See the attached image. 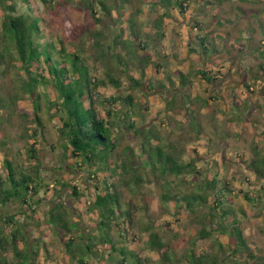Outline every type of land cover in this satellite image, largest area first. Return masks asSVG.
Segmentation results:
<instances>
[{
  "label": "rangeland",
  "instance_id": "1",
  "mask_svg": "<svg viewBox=\"0 0 264 264\" xmlns=\"http://www.w3.org/2000/svg\"><path fill=\"white\" fill-rule=\"evenodd\" d=\"M106 1L112 9L110 16L103 14L97 3L94 6L101 18L99 24L93 22L87 0H55L52 3L48 0H6L5 4L14 8L12 13L0 8V24L5 13L38 16L41 35L35 40L43 43L61 38L67 49H82L90 74L99 82L105 80L104 69L115 66V61L110 60L106 66L97 57L94 31L102 29L104 45L120 30L118 39L134 42L124 19L134 13L140 40L148 41L147 47L135 46L134 56L126 53L129 67L119 65L110 69L120 81L119 88L99 82L92 87L94 106L110 123V135L115 143L111 155L114 162L100 163L107 167L105 175L97 171L102 170L99 166L94 168L97 172L94 177L93 167L74 165L77 159L63 154L65 141L58 131L61 126L59 112L50 106L57 97L51 81L36 86L35 91L40 94L37 114L42 127L36 137L30 136L36 124L32 121L34 102L24 89L27 75L7 62L4 73L0 74V175L7 179L4 159L10 158L18 172L29 174L40 186L30 195L31 207L21 205L18 200L0 207V228L12 230L21 225L26 242L38 243L40 264H78L76 259L69 260L65 255L64 230L47 221L49 208L61 201L69 214L67 221L78 225L73 235L82 232L84 239L89 231L97 236L94 226L98 215L90 205L96 188L103 193L105 185L102 182L107 181L116 185L122 205L129 212L126 222L120 221V226L111 223L109 235L116 248L136 252L147 264H161L159 253L150 248L147 240L149 232L156 231L158 239L169 245L171 258H178L181 264H190L187 252L198 254L202 250L217 253L218 264H226L228 256L233 254V240L231 242L221 230L210 229V220L222 221L229 228L224 221L227 216L214 218L209 214L215 196L210 191L198 189L195 183L207 174L219 177L221 183L229 187L231 192H226L225 196L230 198L229 205L235 211L249 250L262 255L264 188L248 163L253 157L264 155V68L259 66L264 63V0H186L183 9L157 6L156 11H165V16L155 15L149 0ZM153 20H161L163 26L154 29ZM161 31L163 37L159 36ZM205 33L206 50L203 51L195 36ZM120 46L114 51L122 55L124 49ZM55 58L60 60L58 55ZM156 62L160 66L154 72ZM202 70L213 79H205L200 74ZM178 71L186 75L188 83H180ZM128 76L140 81L141 88L133 87ZM148 81L153 83L154 91L145 93ZM245 83L251 87L247 89ZM129 93L134 98L133 105L126 106L122 98ZM115 97L121 99L110 101ZM88 102L89 97L86 105ZM127 109L131 110V126L127 125L124 115ZM150 129L157 139L147 132ZM146 136L149 142L143 149L142 141ZM34 140L36 160L27 152ZM155 146L175 151L184 161L195 159L202 175L192 173V182L183 189L205 194V204L198 199L191 200L189 205L176 196L163 197L170 186L167 182L172 180V185L179 182L176 183L177 179L171 175L159 177L158 170H152L156 155L151 151ZM113 169L120 173L109 175ZM35 172H39L38 178ZM132 173L140 174L142 181L132 183ZM62 182L67 185L60 187ZM72 186H76L77 195L72 194ZM176 190L171 188L168 194L175 195ZM4 215H15L14 221L10 223ZM203 228L210 230L206 239L199 238ZM18 244L23 245L22 242ZM93 247V252L87 256L88 264H118L121 258L118 249L112 251L100 241ZM127 255L123 264L132 261ZM241 257L240 253L233 255L240 261Z\"/></svg>",
  "mask_w": 264,
  "mask_h": 264
},
{
  "label": "trees",
  "instance_id": "2",
  "mask_svg": "<svg viewBox=\"0 0 264 264\" xmlns=\"http://www.w3.org/2000/svg\"><path fill=\"white\" fill-rule=\"evenodd\" d=\"M5 1L6 0H0L1 10H9V12L12 13L14 8L11 5H6ZM42 1L46 2L47 0ZM48 1L50 3L55 2V0ZM149 2L154 7L152 12H154L155 15L165 16V11L162 13L156 11L157 6H161L164 9H173L175 6L183 9L185 8L183 5L186 3V0H149ZM95 3L100 6L101 11L106 16H110L112 9L108 6L106 0H87L86 6L90 16L94 23L99 24L101 18L94 9ZM11 13L3 14V19L0 24V74L4 73L3 70L8 62L18 70H23L27 75L24 89L28 93L29 98L34 102L35 108L32 113V121L36 124L35 128L31 130L30 136L36 137L38 130L40 131L42 127V120L37 114V110L40 108L38 103L40 94L35 91L36 86L41 82L51 81L57 97L55 101L50 102V106L55 107L56 111L59 112L58 118L61 122V126L58 128V131L65 141L63 142L64 156L68 157V155H70L76 158L77 160H75L76 163L74 162V165L78 164V166L82 168L93 167L94 172V168H99L100 166L102 170L97 171H101V173L105 175L106 170L104 169H107V167L100 163L103 161L104 163L107 161L114 162V158L112 159L111 155H113L115 143L110 135L108 126L110 123L94 106L92 87L96 85V83L98 84L99 79L90 74L89 68L82 56V49L77 51L67 49L61 38L56 39L55 42H38L35 39L41 35L39 26L40 18L29 13H20L16 15H12ZM129 16L132 17L124 19L125 21L127 20L126 22L132 33L134 42H132V40L125 42L120 38L118 39L119 35L122 33V30H120L118 35H114L113 38L104 45L101 40V37L103 39L102 29L94 31L93 33L95 45L98 48L97 57H99L106 66L109 65L110 60L115 61V66L109 65L108 68L104 69L105 80L100 79L101 82L99 83L114 86L116 89L119 88L120 81L114 76V73H110V69H113L112 67L116 69L119 65L129 67V60L125 58L126 53H131L134 56L136 53L135 46L137 44L140 45L141 48L148 46V41L140 40L139 31L135 28L134 13H130ZM195 24L199 26L198 22H195ZM153 26L154 29H157L163 26V23L161 20L160 22L153 20ZM159 36L163 37L164 33L161 31ZM195 37L203 46V51L206 50V47L203 45L206 39V33L205 35H197ZM118 45H121L120 47L124 49L122 55L114 51ZM254 48L258 49L259 46H255ZM55 55L59 56V61L55 58ZM147 58L148 57L144 59L147 60ZM2 65H4L3 68ZM159 66V63L156 62L154 72H157ZM259 66L263 69L264 63H260ZM143 69L144 68H142V70ZM178 74L181 84L188 83L186 75L179 71ZM200 74L209 81L213 79L211 76L206 75L208 74L207 71L202 70ZM128 78L133 87L141 88L140 81L133 76H128ZM244 85L247 89L251 87L249 83H245ZM150 90L154 91V86L153 83L148 81L145 84V93H149ZM88 97L89 102L86 105L85 100ZM196 98L197 97H194V99ZM117 99L121 98H110V101H116ZM133 99L131 93L126 94V96L122 98L126 106L130 104L133 105ZM130 109L124 112L128 126L132 125L129 116V114H131ZM109 113L110 111L107 110L106 114L109 115ZM151 131L152 129L147 132H149L151 137L157 139L156 134L150 133ZM142 142V147L145 149L146 144L149 142V137L146 136L145 139L143 138ZM168 147L173 148L172 145H168ZM36 149V140H34L29 144L27 152L30 158L35 160L37 159ZM152 149L153 151H151V153L154 152V155H156L151 164L152 170H158L157 174L159 177L171 175L177 179L175 181L176 183L179 182L178 185H172V180L170 182L164 180L170 186L166 189V193L163 194V197L169 199L176 196L179 199L187 201L189 205L191 200L198 199L202 205L205 204L207 202L205 194L183 189V187H186L187 184L192 182V173L202 175L198 170L199 168L195 163V159L191 158L188 161H184L176 156L175 151L165 150L162 146H155ZM4 163L8 171V177L4 180L0 175V207L6 206L8 202L13 200H18L21 205L28 204V206L31 207L29 203L30 195L37 191L40 183L34 181L35 178L31 177L29 174L18 172L12 165L10 158H5ZM248 166L255 173V176L262 181L261 186L264 188V155H262V158L260 156L253 157L248 163ZM121 167L118 169H121ZM118 171L113 169L109 175L119 174L120 172ZM96 173L97 172L92 174L93 177ZM38 174L39 172H35L36 178L40 176ZM202 180H205V182L202 183ZM131 181L134 184H138L142 181V177L140 174L132 173ZM102 183L105 185L104 192L100 193V189L96 188L97 192L95 193V198L90 205V209L96 211L98 215V221L94 226L98 232L97 236L89 231L84 239L82 238V232L73 235V230H77L78 225L75 222L69 223L67 221L66 217L69 214L61 201L55 202L52 207L49 208L47 221L64 230L63 245L65 248V255L69 260L76 259L78 264H88L87 256L93 252L95 242L100 241L108 245L112 251L118 249V254L121 255L118 264H123L128 259L126 257L127 254L132 259L129 264H147L136 252L130 250L128 252L127 249L122 247L116 248L115 242L111 240V236L109 235L111 223L120 226V221L126 222L129 212L127 208L122 205L120 196L116 190V185L107 181H103ZM195 183L198 184V189H202V191L206 193L210 191V193L215 196L209 214L211 216L213 215V217L218 216V218L227 216L224 221L227 222L229 228H227V225L225 227L222 221H216L215 223L210 220V224L212 225L210 229L215 231L221 230L222 233L229 236L231 242L233 240L234 245L231 247V252L233 254L228 256L229 258H227L226 264H264V252L262 255L258 256L249 250L239 227L238 219L234 215L235 211L229 205L230 198L225 196L226 192H231L229 187L226 186V183L222 184L219 177L209 176L207 174L203 175V178ZM66 185L67 183H60V187H65ZM75 188L76 186H72L73 195H77L78 193ZM171 188H174V191L177 189L175 195L168 194L171 192ZM180 192H182L181 195H179ZM243 193L247 199H251L246 192ZM257 197L260 198V195H257ZM14 218L15 215H4V219H8L10 223L14 221ZM145 230H147V228ZM23 233L21 225L12 230L0 228V264H40L38 261V243L33 245L26 242V236ZM209 233L210 230L206 231L203 228L199 238L206 239ZM147 240L150 248L159 253L161 264H181L178 258H171L169 245L158 239L156 231L149 232ZM18 242H22L23 245L19 246ZM219 247H221L220 244ZM187 253L186 257L189 258L190 264H218V255L217 253H213V251L202 250L198 254L195 253L196 255L192 252ZM235 253H240V255H242V261L233 258ZM225 259L226 258L223 260ZM250 260H253L254 263Z\"/></svg>",
  "mask_w": 264,
  "mask_h": 264
}]
</instances>
